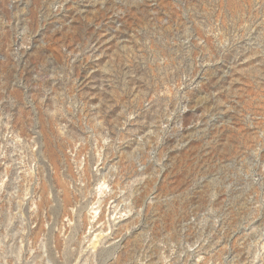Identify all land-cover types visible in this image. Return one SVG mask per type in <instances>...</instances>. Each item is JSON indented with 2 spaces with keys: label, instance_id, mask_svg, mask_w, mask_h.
<instances>
[{
  "label": "rangeland",
  "instance_id": "374dc122",
  "mask_svg": "<svg viewBox=\"0 0 264 264\" xmlns=\"http://www.w3.org/2000/svg\"><path fill=\"white\" fill-rule=\"evenodd\" d=\"M0 264H264V0H0Z\"/></svg>",
  "mask_w": 264,
  "mask_h": 264
}]
</instances>
